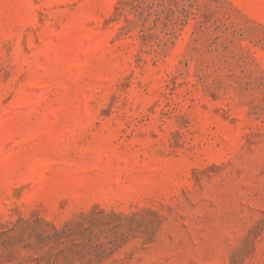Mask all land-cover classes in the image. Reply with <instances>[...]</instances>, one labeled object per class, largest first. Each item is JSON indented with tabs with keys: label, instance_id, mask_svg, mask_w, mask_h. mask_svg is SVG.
Instances as JSON below:
<instances>
[{
	"label": "rangeland",
	"instance_id": "374dc122",
	"mask_svg": "<svg viewBox=\"0 0 264 264\" xmlns=\"http://www.w3.org/2000/svg\"><path fill=\"white\" fill-rule=\"evenodd\" d=\"M0 264H264V0H0Z\"/></svg>",
	"mask_w": 264,
	"mask_h": 264
}]
</instances>
